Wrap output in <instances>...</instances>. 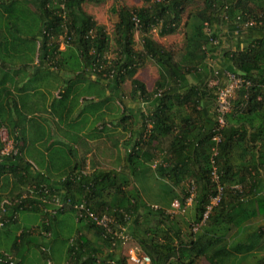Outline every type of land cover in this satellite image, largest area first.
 <instances>
[{
	"label": "trees",
	"instance_id": "trees-1",
	"mask_svg": "<svg viewBox=\"0 0 264 264\" xmlns=\"http://www.w3.org/2000/svg\"><path fill=\"white\" fill-rule=\"evenodd\" d=\"M87 1L0 0V72L19 64L21 77H28L21 109L16 94L0 81V131L6 128L17 148L1 153L0 136V264H127L122 240L80 216L75 205L82 203L113 217V230L125 228L151 257L150 264H245L249 258L264 264V224L254 221L264 219V0L121 4L114 8L112 35L84 9ZM251 19L255 24L244 28ZM181 26L180 53L154 37L155 30L166 36ZM221 26L228 27L232 43L223 50ZM112 46L116 55L109 59ZM219 51L224 61L215 69L209 57ZM9 54L18 56L7 59ZM146 59L159 69L153 88L137 76ZM58 69L71 76L56 97L52 90L59 86L44 92L40 82L46 71ZM225 71L251 85L237 91L213 156L217 91ZM126 82L134 100L148 103V112L138 110L140 129L124 140L119 169L85 171L84 160L68 140L55 137L51 124L66 126L79 105L84 111L117 101V113L108 106L100 117L101 130H112L108 120L127 129L132 109L124 100ZM32 97L36 101L29 104ZM212 158L222 197L194 230L219 193ZM190 180L197 192L186 206ZM24 192L28 195L22 197ZM55 197L62 207L54 204ZM174 199L184 211L169 212ZM4 200L10 203L3 212Z\"/></svg>",
	"mask_w": 264,
	"mask_h": 264
},
{
	"label": "rangeland",
	"instance_id": "rangeland-1",
	"mask_svg": "<svg viewBox=\"0 0 264 264\" xmlns=\"http://www.w3.org/2000/svg\"><path fill=\"white\" fill-rule=\"evenodd\" d=\"M121 4H126L128 6H132V7H139L141 5H143V0H88L87 2H85L83 4L84 9L92 14L95 19L101 23L104 24L108 30V32L112 35L113 30H114V24L117 21V15L114 12V8H117L119 5ZM201 4L200 1H198L197 3H194L193 5H191L188 9L192 10L195 7L199 6ZM186 19V17H185ZM220 33H221V40H222V50L223 49H227L230 47V45L232 44L231 42H229V38H231L230 32L228 31V27L227 26H221L220 28ZM154 37L160 41L161 43H163L164 45H166L167 47L172 48L176 53H180V51L183 49L184 46V27L181 26L180 30L174 34H169L166 36H160L158 34V32L155 30L153 32ZM142 47V43L139 39V35L138 33H136V48L140 49ZM62 48H64V44H62ZM115 47L112 46L110 52L107 54L109 59L115 57ZM214 57H209V60L212 64V66L215 69H219L222 66V63L224 61V57H223V51H219L214 53ZM138 78L143 81L149 88H153L155 85L156 80L159 77V69L158 66L151 60V59H146V61L142 64L139 73H138ZM124 92H125V103L130 107H136L137 104L140 106V108L138 110H142L144 112H148V103H145L143 101H139V103L137 102L138 100H134V98L131 97L130 95V91H131V84L130 82H126L123 86ZM59 89H56L54 91H52V95L53 96H57ZM51 95V96H52ZM113 103V104H112ZM109 102L107 103V109L106 111H108V106L111 107L113 109L114 113L118 112V105L121 106V103L119 102ZM111 105V106H110ZM135 108H133L132 110H134ZM140 121H137V123H139ZM108 127H115V123L108 121L107 122ZM133 123V122H132ZM132 123L129 121L128 125H127V129H124L123 127L121 128V133H119L120 137L117 138L119 141L117 143L114 144L115 140L114 139H107V144L110 146L109 148H107L104 151V155L99 157L100 161H90L89 163H87V161H85V165H84V170L85 171H92L95 168H101V169H119L122 165V160L125 154V150H124V140L127 139L128 135L130 134V131L128 128L130 129H134V126L132 125ZM141 123V122H140ZM99 126L102 127V124H100ZM53 127V126H52ZM119 128V126H117V128H115L116 130ZM116 130H111V136H113V131ZM116 133V132H115ZM114 133V134H115ZM9 134V132H8ZM152 168L155 170V165L152 166ZM151 176L153 179H157L159 180V178L156 177L155 172L153 173V170L151 172ZM150 182H152V184L155 182L154 180H151ZM186 188V187H185ZM28 191L29 187L26 188ZM26 194L28 195L27 192H24L23 196H26ZM181 196H182V192H181ZM154 199V198H152ZM151 200V199H149ZM189 210V208H188ZM254 221L259 224H264V219L259 217L254 219ZM90 235L93 234V232L89 233ZM47 236V235H46ZM126 254L125 249H123V255ZM260 254V253H258ZM52 261V263H55L53 260H49ZM49 261L47 262V264H49ZM108 264H115L113 262H109ZM197 264H209L206 260H203L202 262H199ZM245 264H258L257 259L255 258H249L247 260V263Z\"/></svg>",
	"mask_w": 264,
	"mask_h": 264
},
{
	"label": "built area",
	"instance_id": "built-area-1",
	"mask_svg": "<svg viewBox=\"0 0 264 264\" xmlns=\"http://www.w3.org/2000/svg\"><path fill=\"white\" fill-rule=\"evenodd\" d=\"M255 24V20L251 19L244 23L243 27L247 28L249 26H252ZM213 40L215 44L218 42L216 39ZM219 70H215V75L218 76ZM225 77V83L222 86H219L217 91V101H216V129L213 136V141L215 142V145L212 148L213 156L218 154V145L222 141V131L227 125V116L232 111L233 108V99L235 98L237 91L244 87L251 85V81L247 80L243 76L236 74L234 72L225 71L224 72ZM219 80L214 81L212 84H218ZM60 96V90L57 93L56 97ZM1 140L4 143V147L1 151V153H7L9 154L11 151L16 153L17 148L15 147L14 140L9 137L8 131L6 128H2L0 131ZM211 175L213 181L217 184L219 193L217 196L213 197L211 203L207 207V211L205 212L202 220L199 223H196L193 228L194 230H198L199 227L202 224H205L208 215L210 214L212 208L219 203L222 197V191L223 186L220 182V174L218 170V166L216 164V160L212 158L211 162ZM187 190H188V196L186 198V206H190L195 198L196 192H197V185L194 180H190L187 182ZM53 202L56 206L62 207L64 205V202L59 198L55 197L53 199ZM4 203H10L8 200H4L2 203V210L5 211ZM75 208L79 211V215H87L92 219L94 223H96L98 226L102 227L109 233H112L114 236H116L118 239L122 240L123 245L126 249V255L128 257V260L134 264H150L151 263V257L146 254L142 248L132 239L131 235L126 232L125 228H122L121 230H113L112 223L114 222L113 217L110 215L104 213V214H97L94 211H92L90 208L86 207L84 203L75 205ZM54 213L56 210H52ZM184 211V208L182 207L181 201L179 199H174L171 208L169 209V212L171 214H177ZM4 222H0V226H3ZM50 264H53L52 262H49Z\"/></svg>",
	"mask_w": 264,
	"mask_h": 264
},
{
	"label": "crops",
	"instance_id": "crops-1",
	"mask_svg": "<svg viewBox=\"0 0 264 264\" xmlns=\"http://www.w3.org/2000/svg\"><path fill=\"white\" fill-rule=\"evenodd\" d=\"M18 55H7L5 56L7 59L17 58ZM11 69H4L0 72V81L5 80L2 84L3 89H8L11 93L16 94V98L18 100V107L21 109V87H25L28 85V77L26 74H22L24 77H21V69H19L20 65L16 64L12 66ZM69 73L63 70H53L52 72H45L43 81L40 82L41 90L46 92L47 89L52 87V85H56L59 87L54 88L52 91L56 89H64L65 86L69 83ZM1 87V86H0ZM34 86L30 87L33 88ZM5 95L3 96L4 100ZM36 101V97H32L28 100L29 104H33ZM139 103V101H137ZM147 103V102H145ZM134 110H132L129 114L130 117L127 122H133L132 125L134 129H131L130 134L133 131L136 133L140 128L141 123H137V113L140 106L137 104ZM131 108V109H133ZM107 109V104L104 102L98 105H94L91 109H87L82 111L81 105L75 109L71 119L66 121V126L64 124L61 125V129L56 126L57 121H54L51 124L53 128V132L56 134V138H63L68 140L76 153V157H79L80 160L87 161H100L99 157L104 155V151L110 146L107 144V139H114L115 143L119 140L117 138L120 137L118 132L121 131V126L117 128L116 120L112 121L115 123V127L112 128L113 136H111V130H101L102 127L99 126L101 121L100 117H104ZM57 119V118H56ZM109 121V120H108ZM65 128V129H64ZM130 129V128H129ZM129 134V135H130ZM128 135V137H129ZM127 137V138H128ZM127 264H134L130 261H127Z\"/></svg>",
	"mask_w": 264,
	"mask_h": 264
}]
</instances>
